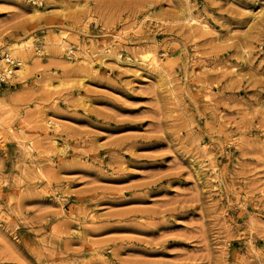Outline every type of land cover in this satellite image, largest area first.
<instances>
[{
	"label": "rangeland",
	"instance_id": "374dc122",
	"mask_svg": "<svg viewBox=\"0 0 264 264\" xmlns=\"http://www.w3.org/2000/svg\"><path fill=\"white\" fill-rule=\"evenodd\" d=\"M19 1L0 264H264V0Z\"/></svg>",
	"mask_w": 264,
	"mask_h": 264
},
{
	"label": "bare ground",
	"instance_id": "6f19581e",
	"mask_svg": "<svg viewBox=\"0 0 264 264\" xmlns=\"http://www.w3.org/2000/svg\"><path fill=\"white\" fill-rule=\"evenodd\" d=\"M5 2H7V3H9V4H12L13 5V3H15V2H17V1H19V0H4ZM21 1V0H20ZM19 1V2H20ZM27 1V0H26ZM38 1V0H37ZM31 2V1H30ZM17 4V3H16ZM21 4V3H20ZM39 4H41V3H39ZM7 6V5H6ZM9 6H11V5H9ZM5 42V41H4ZM1 45V44H0ZM2 45H3V43H2ZM8 45V44H7ZM60 47H62V46H64L63 44H60L59 45ZM3 47V46H2ZM31 46H29L28 48H30ZM8 48V47H7ZM27 48V49H28ZM3 49V48H2ZM5 49V48H4ZM24 48L23 47H21V46H19V47H16L15 46V48H13V49H7V51L9 52H7L8 54H9V56H12L13 57V59L14 60H16V63H18V66H19V68H18V71L15 73L14 71V73H15V75H14V77H13V79H15V77H21V78H24L27 74H28V76H30L31 74H29V71H30V69H29V63L31 62V60H29L28 59V57H27V55L25 54V52H24V50H23ZM110 49V48H109ZM69 50V49H68ZM32 51H34L33 50V48H32ZM70 51V50H69ZM73 51V50H72ZM112 51V50H111ZM29 52H30V50H29ZM84 52V51H83ZM103 52H106V51H103ZM31 53V52H30ZM104 54V53H103ZM117 54V53H116ZM115 54V55H116ZM102 55V54H101ZM32 56V55H31ZM31 56H29V57H31ZM106 56V55H105ZM110 56V55H109ZM106 57H108V56H106ZM115 57V56H114ZM33 58V57H32ZM109 59H110V57H108ZM112 58V57H111ZM122 58V57H121ZM129 58V57H128ZM117 60L118 61H121L120 60V58L119 57H117ZM125 60V59H124ZM131 60V59H130ZM35 62V61H34ZM33 62V63H34ZM116 62V61H115ZM38 63V62H37ZM120 63V62H119ZM36 65V64H35ZM151 67L150 68H152V69H154V70H156V71H159V74H160V72H163V74L164 73H166L165 71H164V69H163V67H161L160 65H159V62H154V63H150L149 64ZM39 67V66H38ZM34 68V67H33ZM36 68V67H35ZM12 69V68H11ZM10 69H9V66L5 63V61L4 60H2V59H0V75H2V74H4V73H8V71H9ZM35 70V69H34ZM34 70H32V71H34ZM31 71V72H32ZM158 73V72H157ZM156 73V74H157ZM162 74V73H161ZM27 77V76H26ZM164 77H165V74H164ZM27 79V78H26ZM22 80V79H21ZM23 80H25V79H23ZM49 82V81H48ZM45 84V83H44ZM47 85V84H46ZM45 85V86H46ZM44 86V87H45ZM50 86V85H49ZM47 89V88H46ZM48 90V89H47ZM50 90V89H49ZM14 98V97H13ZM55 139V138H54ZM54 141V140H53ZM21 142V141H20ZM55 142V141H54ZM22 143V142H21ZM23 143H24V141H23ZM57 144V143H56ZM22 146V145H21ZM23 146H25V145H23ZM32 147H34V146H32ZM35 148V147H34ZM23 150H24V148H23Z\"/></svg>",
	"mask_w": 264,
	"mask_h": 264
},
{
	"label": "built area",
	"instance_id": "2783aa9c",
	"mask_svg": "<svg viewBox=\"0 0 264 264\" xmlns=\"http://www.w3.org/2000/svg\"><path fill=\"white\" fill-rule=\"evenodd\" d=\"M0 59L4 60L5 63L9 66V69H10L8 71V73H4V74L0 75V84H7L8 81L11 80L14 77V75H15L16 71L18 70L19 66H18V63H16V60H14L8 54L5 55L4 57L0 55Z\"/></svg>",
	"mask_w": 264,
	"mask_h": 264
}]
</instances>
